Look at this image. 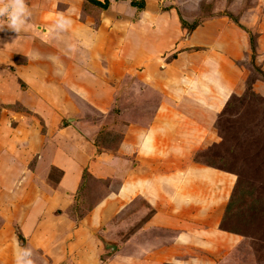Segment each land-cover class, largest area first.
Wrapping results in <instances>:
<instances>
[{
    "label": "crops",
    "instance_id": "0c3cea01",
    "mask_svg": "<svg viewBox=\"0 0 264 264\" xmlns=\"http://www.w3.org/2000/svg\"><path fill=\"white\" fill-rule=\"evenodd\" d=\"M166 1L169 7L163 13L156 0H144L143 7L139 8L140 14L133 22L134 29L128 32L123 21L117 73L112 72L109 56H105L98 40L93 39L99 31L106 29L103 27V16L101 22L99 18L92 19V25L79 21L75 23V17H71V24L62 30L55 27L57 18L52 17L45 20L47 26L41 24V29L38 22L31 19L19 33L7 28L0 31V104L17 102L45 121L44 132H34L33 124L30 132L29 128L26 130L28 137L23 136L16 141L18 127L9 121L7 123L6 115H0V183L7 184L9 206L10 199L16 194V184L24 183V200L19 204L28 218L25 217L20 226L25 245L34 250L35 264L109 263V257L103 261L101 256L102 253L113 252L115 248L116 242L112 240L115 238L110 227H106V221L116 214V205L119 219L125 220L129 228L131 222L128 221L132 219L128 220L127 216L133 213H140L139 218L146 216L145 223L130 228L129 235L123 241L119 239L122 243L120 248L131 246L133 242L138 250L142 245L147 246L143 244L145 240H148L149 246L157 244L154 238L141 235L144 230L159 225L166 226L165 229L177 225L183 228L177 230L176 237L178 244L188 246L193 236L184 227L189 226L188 218L192 213L198 221L194 228L198 238L201 233L206 237L209 230L220 231L219 228L206 226L210 220L206 215L223 210L226 196L221 192L225 189L207 191V186L213 184L216 177V182H222L220 186L225 188L233 178L226 173L219 174L214 167L191 163L189 157L174 158L179 145L191 149L187 142H181L183 139L177 141L175 135H187L184 131L187 120L207 119V115L214 113L215 106L222 108L228 97L227 87L233 88L235 77L242 73L239 62L250 58L249 33L253 34L263 27L250 13V6L239 7L241 1L237 4L230 2L224 8L215 4L212 7L214 11L205 13L198 4L201 2L202 6L203 0H184L183 3V0H159L162 4ZM72 7L76 13L77 8L75 5ZM185 7H188L187 11ZM180 18L186 24L195 25L190 29L183 27ZM88 25L96 31L89 30ZM260 35L255 45L258 60L264 55V35ZM126 37L135 38L134 49L126 45ZM79 51L84 56L80 64ZM159 53H175V56L165 63L167 67H162L155 88L159 71L155 74L152 71L160 70L156 62ZM136 66L143 70L137 75L149 88L148 94L153 92L157 95L162 88V94L158 93L162 95L156 104L158 107H154L152 119L144 128L139 122L134 124L131 130L125 129L127 132L122 136L121 143L113 149L104 150L96 145L92 136L103 125L106 129H113L106 126L107 118L112 117L111 111L116 103L119 108L123 107L122 98L127 97L126 81L123 83L124 70L128 67L131 71ZM72 71L74 75H71ZM78 71H82L80 77ZM137 88L129 102H142L140 98L144 100L143 89ZM183 92H186L185 96ZM207 92L214 94L211 102L205 101ZM223 92L226 94L224 100L220 97H223ZM85 106L100 114L101 120L92 127L78 121ZM126 110L124 107L120 113ZM176 119L183 120L176 125ZM174 139L178 142L177 146ZM20 155L26 160L36 156L34 171L27 169L26 160L19 161ZM51 168L58 171V176L50 182L48 172ZM90 180L97 181L99 185L93 191L88 185L82 187ZM223 182L227 184L224 186ZM0 189L5 188L1 186ZM80 189L97 199L83 213L85 216L90 213L93 218L75 226L70 222L66 209L80 194ZM133 200L136 201L132 204ZM131 205L135 206L130 208ZM11 208L13 214H19L14 202ZM101 214L105 217L102 218ZM38 216H45L49 236L42 231L43 223L38 232L34 229ZM64 217L68 218V222ZM95 224H104L102 234ZM69 228H72L70 239L60 241L62 230ZM121 232L125 235L127 231L119 229ZM8 242L6 245L0 243V264L8 261L4 250L14 255V236ZM119 256L122 264L130 262L123 253Z\"/></svg>",
    "mask_w": 264,
    "mask_h": 264
},
{
    "label": "rangeland",
    "instance_id": "374dc122",
    "mask_svg": "<svg viewBox=\"0 0 264 264\" xmlns=\"http://www.w3.org/2000/svg\"><path fill=\"white\" fill-rule=\"evenodd\" d=\"M156 1L159 7L163 9V13H165L164 11L169 7V3L166 1V3L162 4L159 0ZM212 1L213 0H203L202 6L201 2H198L200 8H202V12L214 11L212 7H214L215 4L224 8L230 2H236L237 4L241 1L239 7L241 5H243V7L250 6V13L256 17L259 25L263 27V29H259L253 34L251 33L254 40V53L251 50L249 60L239 62L242 73L235 77L236 84L233 88L227 87L228 97L222 108L219 109L215 106L213 108L214 113L207 115V119L204 117L197 121H195V118H192L193 120L191 121L187 120L184 126V131L187 132V135H175L177 141L183 139L181 142H187L191 149L186 147L183 148L182 145H179L178 149L176 147V151L173 154L174 158L189 157L191 163L214 167L219 174L225 175L226 173L233 178L230 183H226L227 186L225 188L220 186L222 182H216V177L213 179V184L210 183L207 186V191L219 190L220 188L225 189V191L221 192L222 195L226 196L223 210H219V212L214 211L212 214L206 215L208 219L210 218L206 226L219 228L221 232L217 231V229L214 231L209 230L206 237L201 233V235H199L200 238H198L194 230V228L197 227L196 222L198 221L195 220V215L192 213L188 218L189 226L187 225V227H184V229L188 230L193 236L188 246L184 247L182 244H178V237H176L178 233L177 230L181 231L183 228L177 225L172 229H165L166 226L159 225L160 227L153 228L154 230H144L141 235V237L145 236L149 239L154 238L157 244L149 246L148 240H145L143 244L146 243L147 246L142 245L138 250L135 248L134 245L136 244L133 242L131 246L126 245L125 248H120L119 246L122 245V243H120L119 239L123 241L124 238L129 235L131 229L136 228L139 224L145 223L143 221L146 216L139 218L140 213H133L127 216L128 220L129 218L132 219V221H128L131 222L130 229L125 225V220L119 219L120 213L116 205V214L111 215L110 219L106 221L108 224L106 227H110L112 235L115 238L112 240L116 242L115 248L112 250L113 252H109L108 254L102 253L101 259L103 261L105 257H109L108 260L110 262L107 264H122L120 262V253H123L125 257L129 258L130 262L128 264H264V55L260 56V60L256 59L255 48L256 38L261 36L260 34L264 35V0H214V4ZM183 2L184 0L182 3ZM26 4L31 10L29 20L32 19L33 21L35 20L36 23L38 22V26H40L39 29H41V24H45L46 19H52V17L58 18L61 15L70 20L71 17H75V23H78L77 21L81 23L87 22L90 23V25H92V19L98 20L99 18L101 22L103 16V27L104 29L106 28V31H99L100 33L97 36L91 35V37L93 36V39L98 40V45L101 50H103L105 56H109L111 61L110 68L113 73H117L118 69V46L119 41H121L120 33L123 32V21L126 22V32H128L134 29L133 22L140 14V9L130 4L129 0H111L107 9H102L88 0H26ZM74 5L78 10L76 13L73 12L74 10L72 9ZM187 8L188 7H185V11H187ZM237 9L238 8H234V10ZM229 15L230 17H234L232 14ZM233 19L236 20L235 17ZM191 24L182 26L190 29ZM47 25L48 24H45V26ZM83 26L85 27L86 25ZM259 28L261 27L259 26ZM88 29L93 30V32L96 31V29L89 25ZM122 37L124 38L123 34ZM262 39H264V36ZM90 40H92V38ZM89 42L91 45V41ZM126 42L129 48L134 49L135 38L130 39L126 37ZM252 53L254 56L253 60L251 59ZM78 55L79 62H77L80 64L84 56L80 51ZM127 56L133 58L129 54ZM173 56H175V53L158 54L156 62L159 64L160 70L155 69L152 71L154 74L159 71L155 79L156 82H154L155 88H157L156 83L161 77L160 71L162 67H167L165 63L170 61ZM139 69L140 68L136 66L131 69V71H129L128 67L124 70L125 78L123 83L126 81L125 91L127 97L126 99L122 98L123 107L119 108L116 103V106L111 111L112 117L107 118L109 121L106 126L113 127L114 130L112 128L106 129L103 125V128L92 136L96 141V145L98 147H103L104 150H106V148L113 149L118 143H121L125 131L131 130L135 126L134 124L139 122L138 124H141V127L144 128L152 119L154 107H158L156 104L160 100L159 96H162L158 93L162 92V88L157 92V95L153 94V92L148 94L147 91L149 88L144 86V80L140 75H137L141 74L143 71ZM129 72L133 73L131 74ZM77 74L80 77L82 71H78ZM145 74L147 77L148 72ZM71 75H74L73 71ZM135 75H137V77ZM79 77L78 81L80 80ZM137 87L143 89L141 93L145 95L144 100L140 98L142 102H133L131 99L132 102H129L128 100H130V97L135 95V90H138ZM214 87L215 86H213V88ZM182 94L185 96L186 92ZM213 95L207 92L205 101L211 102L213 100ZM225 95L226 94H224L223 97ZM220 97L224 100L226 96L223 98L221 95ZM192 99L194 100L195 98ZM137 100L138 99H136V101ZM151 100L153 104H151ZM88 107L89 106H85L82 109L83 111L78 117V121L82 125L87 124L86 126L92 127L101 119H99V113ZM124 107L127 108L126 112L120 113ZM135 111L136 113H133ZM129 112H131L130 115ZM1 114L3 116L6 115L5 118L7 123L9 121L14 127H18L15 132L16 141H18L19 138L22 139L23 136L24 138L25 136L28 137L26 130L29 128L30 132V127L33 124L34 132H36L35 130L41 132L45 131L44 119L38 114L25 109L17 102L12 104H0V115ZM176 120L177 125V123L179 121L182 122L183 119ZM19 124L22 125V127H20ZM100 124L102 125L103 123ZM120 127L121 130H118ZM122 129L124 131H122ZM174 142L177 146L178 142H176L175 139ZM1 155L2 152H0V156ZM22 159L26 160L20 155L19 161H22ZM35 162V155L26 160L25 164L29 167L27 169L34 171L33 166ZM48 174L49 181L51 182L57 178L58 171L51 168ZM92 181L93 180L83 183L82 187L88 185L93 191L99 185H97V181H93L91 186ZM223 184L224 186L226 185L225 182H223ZM6 185V183H0V187L3 186L5 188L0 189V243H4L5 245L6 243L9 244L8 240H12V236L15 238L16 235L17 239L22 244H25V236L22 233L20 225H22L27 216L23 213L24 210L22 205L19 204V202L23 203L24 200V190L22 189L24 183L19 182L16 184L19 188L17 186V189H14L16 194L10 199L11 206L12 202H14V206L17 207L19 214H13L11 206L7 205L6 197L8 190L5 187ZM211 186H213V188H210ZM83 191L80 189V194L74 197L72 203L66 209V214L69 215L71 220L70 222L75 226L87 223L93 218V215L90 213L86 216L83 215V213L86 212L97 198L94 196L92 197L89 193L84 194ZM2 195L4 199H2ZM87 195H89V198ZM99 196H101V194ZM134 201L136 200H133L132 204ZM134 206L131 205L130 208ZM101 216L102 218L105 217L104 214H101ZM80 219L82 221H80ZM37 220V225L34 228L36 232L42 228L43 223L42 231L49 236L50 231L46 228L45 216H38ZM66 221L68 222V218ZM103 225L104 224L94 225L97 230H100V234H102ZM64 226L67 227L66 223H64ZM71 229L72 228L62 230L64 232L60 235L59 240L62 242L69 240ZM119 229L123 231L126 230V234L122 235V232L119 233ZM20 236H22V240H20ZM43 237L46 236L43 235ZM205 238H207V240ZM97 239L102 241L100 237H97ZM3 252H5V258L8 259L7 263L4 264H14V262H9V260L14 261V255L9 254L6 250Z\"/></svg>",
    "mask_w": 264,
    "mask_h": 264
},
{
    "label": "clouds",
    "instance_id": "9594fccd",
    "mask_svg": "<svg viewBox=\"0 0 264 264\" xmlns=\"http://www.w3.org/2000/svg\"><path fill=\"white\" fill-rule=\"evenodd\" d=\"M31 16V10L26 0H0V31L5 28L19 33L24 30ZM71 24V20L63 15L55 21L57 29H64ZM14 264H35L34 250L14 238Z\"/></svg>",
    "mask_w": 264,
    "mask_h": 264
},
{
    "label": "trees",
    "instance_id": "16d2710c",
    "mask_svg": "<svg viewBox=\"0 0 264 264\" xmlns=\"http://www.w3.org/2000/svg\"><path fill=\"white\" fill-rule=\"evenodd\" d=\"M88 1L95 4L96 6L101 7L102 9L106 8L110 2V0H88ZM129 3L132 4L133 6H137L138 8H141L144 5V0H129ZM233 18L234 17H232V19ZM180 20H181L182 25L186 24L183 19L180 18ZM234 21L237 22V20H235V19H234ZM194 25H195V23H192L190 28H192ZM249 35H250V46H251L252 52L254 53V40L252 38L251 33H249ZM253 53H252V57H251L252 60L254 58ZM20 240H22V236H20Z\"/></svg>",
    "mask_w": 264,
    "mask_h": 264
}]
</instances>
